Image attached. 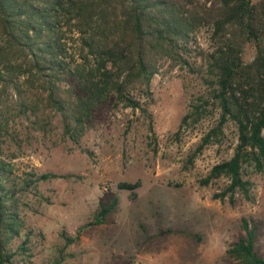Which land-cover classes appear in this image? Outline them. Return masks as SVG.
Instances as JSON below:
<instances>
[{"label":"rangeland","instance_id":"1","mask_svg":"<svg viewBox=\"0 0 264 264\" xmlns=\"http://www.w3.org/2000/svg\"><path fill=\"white\" fill-rule=\"evenodd\" d=\"M211 46L209 29L197 30L183 55L186 63L162 61L150 98L138 86L131 89L141 109L110 99L93 113L78 144L40 101L25 113L16 95L2 99L0 159L11 169L3 184L16 190L32 232L28 254L17 256L16 264H224L230 262L227 248L244 236L243 219L258 225L255 250L264 256V174L243 168L252 201L239 195L232 204L213 199L225 178L200 184L214 165L232 157L235 123H223L200 152L202 138L218 127L216 103L209 101L196 123L180 127L191 103L209 96L200 54ZM251 56L247 49L245 59ZM49 173L67 178L28 184L30 175ZM137 181L133 200L117 187ZM113 196L119 198L114 223L90 227L78 244L64 247L62 236L75 235Z\"/></svg>","mask_w":264,"mask_h":264},{"label":"trees","instance_id":"2","mask_svg":"<svg viewBox=\"0 0 264 264\" xmlns=\"http://www.w3.org/2000/svg\"><path fill=\"white\" fill-rule=\"evenodd\" d=\"M201 28L209 29L212 42L211 51L200 54L209 96L191 103L180 127L200 120L209 101L216 103L218 127L202 138L196 152L228 120L237 127L238 143L232 157L214 165L200 184L225 178L227 185L213 199L232 204L239 195L252 201V183L243 178V168L264 174V0H0V104L8 95L18 97L25 113L42 104L59 117L63 135L78 144L93 113L110 99L141 109L131 89L138 86L150 98L162 61L186 63L187 45ZM247 49L252 50L248 60ZM3 123L0 115V134ZM8 166L0 159V264H16L17 256L28 254L32 235L16 190L3 184ZM30 176L34 187L67 178ZM117 187L133 200L140 182ZM118 204L117 196L100 202L92 220L75 235L62 236L64 247L78 244L90 227L113 224ZM241 228L244 236L227 248L230 262L224 264H264L255 250L258 225L243 219Z\"/></svg>","mask_w":264,"mask_h":264}]
</instances>
